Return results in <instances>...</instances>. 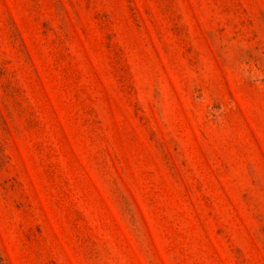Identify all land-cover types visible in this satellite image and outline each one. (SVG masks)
Returning <instances> with one entry per match:
<instances>
[{
	"label": "rangeland",
	"instance_id": "374dc122",
	"mask_svg": "<svg viewBox=\"0 0 264 264\" xmlns=\"http://www.w3.org/2000/svg\"><path fill=\"white\" fill-rule=\"evenodd\" d=\"M0 264H264V0H0Z\"/></svg>",
	"mask_w": 264,
	"mask_h": 264
}]
</instances>
